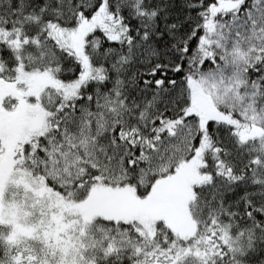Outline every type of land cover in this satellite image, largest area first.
I'll return each mask as SVG.
<instances>
[{
  "label": "snow or ice",
  "instance_id": "6c2138e0",
  "mask_svg": "<svg viewBox=\"0 0 264 264\" xmlns=\"http://www.w3.org/2000/svg\"><path fill=\"white\" fill-rule=\"evenodd\" d=\"M0 264H264V0H0Z\"/></svg>",
  "mask_w": 264,
  "mask_h": 264
}]
</instances>
